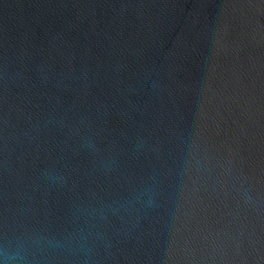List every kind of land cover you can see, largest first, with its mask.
<instances>
[{
  "label": "water",
  "instance_id": "1",
  "mask_svg": "<svg viewBox=\"0 0 264 264\" xmlns=\"http://www.w3.org/2000/svg\"><path fill=\"white\" fill-rule=\"evenodd\" d=\"M0 237L264 264V0H0Z\"/></svg>",
  "mask_w": 264,
  "mask_h": 264
},
{
  "label": "clouds",
  "instance_id": "2",
  "mask_svg": "<svg viewBox=\"0 0 264 264\" xmlns=\"http://www.w3.org/2000/svg\"><path fill=\"white\" fill-rule=\"evenodd\" d=\"M48 246H51V242L43 238L25 237L10 242L8 237H0V264H34L31 248L43 251Z\"/></svg>",
  "mask_w": 264,
  "mask_h": 264
}]
</instances>
